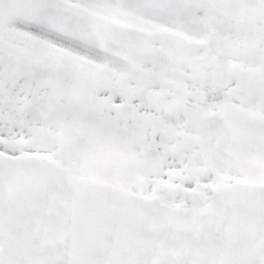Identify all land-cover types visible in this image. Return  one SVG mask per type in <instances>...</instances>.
I'll list each match as a JSON object with an SVG mask.
<instances>
[{"label":"snow or ice","instance_id":"obj_1","mask_svg":"<svg viewBox=\"0 0 264 264\" xmlns=\"http://www.w3.org/2000/svg\"><path fill=\"white\" fill-rule=\"evenodd\" d=\"M0 264H264V0H0Z\"/></svg>","mask_w":264,"mask_h":264}]
</instances>
